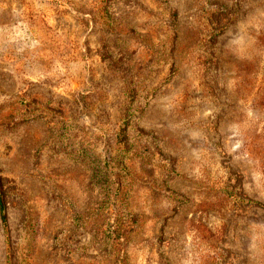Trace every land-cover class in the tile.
<instances>
[{
    "label": "rangeland",
    "instance_id": "obj_1",
    "mask_svg": "<svg viewBox=\"0 0 264 264\" xmlns=\"http://www.w3.org/2000/svg\"><path fill=\"white\" fill-rule=\"evenodd\" d=\"M0 264H264V0H0Z\"/></svg>",
    "mask_w": 264,
    "mask_h": 264
},
{
    "label": "trees",
    "instance_id": "obj_2",
    "mask_svg": "<svg viewBox=\"0 0 264 264\" xmlns=\"http://www.w3.org/2000/svg\"><path fill=\"white\" fill-rule=\"evenodd\" d=\"M0 214H1L2 223L4 224V226H7V221H8L7 206L5 201V190L2 182L1 173H0Z\"/></svg>",
    "mask_w": 264,
    "mask_h": 264
}]
</instances>
